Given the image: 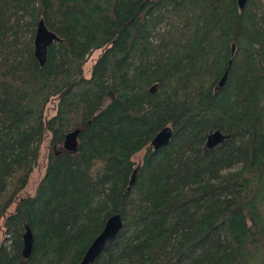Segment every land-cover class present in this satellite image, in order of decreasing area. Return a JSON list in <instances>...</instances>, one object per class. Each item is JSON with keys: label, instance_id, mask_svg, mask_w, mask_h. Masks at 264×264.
Returning <instances> with one entry per match:
<instances>
[{"label": "trees", "instance_id": "16d2710c", "mask_svg": "<svg viewBox=\"0 0 264 264\" xmlns=\"http://www.w3.org/2000/svg\"><path fill=\"white\" fill-rule=\"evenodd\" d=\"M116 214L92 264H264V0H0V264H79Z\"/></svg>", "mask_w": 264, "mask_h": 264}, {"label": "water", "instance_id": "95a60500", "mask_svg": "<svg viewBox=\"0 0 264 264\" xmlns=\"http://www.w3.org/2000/svg\"><path fill=\"white\" fill-rule=\"evenodd\" d=\"M239 9L242 8L244 0H236ZM58 39L54 34L49 32L42 21L39 20L35 27V32L33 35L32 45H33V57L38 62L40 66L43 65L45 60V54L47 47ZM230 57L234 53V46L230 47ZM229 62L227 67L229 66ZM227 69L223 73L222 77L217 83L220 88L226 78ZM79 133L78 129L66 134L63 138L61 147L65 152H74L76 148V137ZM171 137V129L169 127L162 128L150 141V147L153 150L166 145ZM225 136L220 134L218 131L212 132L206 136L205 148L211 149L218 143H220ZM122 227V222L119 215L110 216L104 223L100 233L93 239L90 245L87 247L84 255L82 256L79 264H92L94 259L98 257L101 253L108 251L112 241L117 235L118 231ZM31 249V234L27 226L24 227V232L22 234V251L21 255L23 258L27 259L30 254Z\"/></svg>", "mask_w": 264, "mask_h": 264}, {"label": "rangeland", "instance_id": "374dc122", "mask_svg": "<svg viewBox=\"0 0 264 264\" xmlns=\"http://www.w3.org/2000/svg\"><path fill=\"white\" fill-rule=\"evenodd\" d=\"M98 54H99V52H94L88 58L87 63H86V68H85V75L86 76H88V68H89L90 64L97 57ZM53 111H54V102L51 101L46 108V111L44 113V117L45 118L50 117L53 114ZM47 139H48V135L46 134L45 141L40 146L39 156H38L36 165L33 166L32 173L30 174V177L28 180V184H27L26 188L24 189V191L21 193V195H23V196H25V195L31 196L33 194L35 186L42 176V172H43V168H44V153H45ZM61 148L62 147H59L58 149L60 150ZM141 158H142L141 153L137 154L134 157V162L136 163V165H139Z\"/></svg>", "mask_w": 264, "mask_h": 264}, {"label": "clouds", "instance_id": "9594fccd", "mask_svg": "<svg viewBox=\"0 0 264 264\" xmlns=\"http://www.w3.org/2000/svg\"><path fill=\"white\" fill-rule=\"evenodd\" d=\"M104 168V163L103 162H96L95 166L90 170V175L93 180L97 178V174L100 173L102 174ZM106 187H108L106 185Z\"/></svg>", "mask_w": 264, "mask_h": 264}]
</instances>
